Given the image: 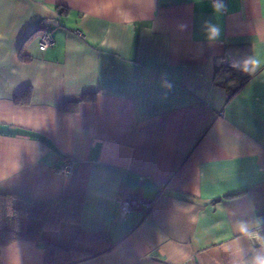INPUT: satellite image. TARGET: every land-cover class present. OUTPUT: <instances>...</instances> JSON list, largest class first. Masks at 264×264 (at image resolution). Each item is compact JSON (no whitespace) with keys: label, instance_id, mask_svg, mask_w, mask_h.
Here are the masks:
<instances>
[{"label":"crops","instance_id":"obj_1","mask_svg":"<svg viewBox=\"0 0 264 264\" xmlns=\"http://www.w3.org/2000/svg\"><path fill=\"white\" fill-rule=\"evenodd\" d=\"M72 190L78 220L46 236L106 249L66 264H264V0H0V193Z\"/></svg>","mask_w":264,"mask_h":264},{"label":"trees","instance_id":"obj_2","mask_svg":"<svg viewBox=\"0 0 264 264\" xmlns=\"http://www.w3.org/2000/svg\"><path fill=\"white\" fill-rule=\"evenodd\" d=\"M80 99L74 97L64 103ZM83 200L84 194L80 190L68 191L48 200L0 193V245L18 240L43 244L45 264H66L102 252L106 248H102L105 235L101 232L80 231L69 246L54 243L46 236L48 228L62 222L77 221Z\"/></svg>","mask_w":264,"mask_h":264},{"label":"built area","instance_id":"obj_3","mask_svg":"<svg viewBox=\"0 0 264 264\" xmlns=\"http://www.w3.org/2000/svg\"><path fill=\"white\" fill-rule=\"evenodd\" d=\"M82 35V33H79ZM54 44V38L52 37L49 31H40L38 34V48L41 51H45L47 48ZM220 66L225 65V60L220 59ZM71 163H66L63 166L56 167L54 171L60 175H66L71 172ZM118 208L119 216L122 219H125L134 209V207H140L142 200L137 198L133 192L126 191L120 197H118Z\"/></svg>","mask_w":264,"mask_h":264},{"label":"water","instance_id":"obj_4","mask_svg":"<svg viewBox=\"0 0 264 264\" xmlns=\"http://www.w3.org/2000/svg\"><path fill=\"white\" fill-rule=\"evenodd\" d=\"M52 21H50V23H51ZM53 23H55V22H53Z\"/></svg>","mask_w":264,"mask_h":264}]
</instances>
